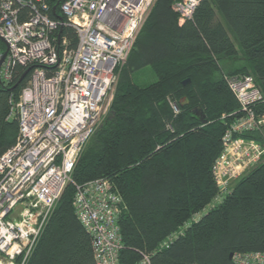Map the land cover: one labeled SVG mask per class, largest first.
Returning <instances> with one entry per match:
<instances>
[{"label": "trees", "instance_id": "1", "mask_svg": "<svg viewBox=\"0 0 264 264\" xmlns=\"http://www.w3.org/2000/svg\"><path fill=\"white\" fill-rule=\"evenodd\" d=\"M64 1L50 4L59 13ZM177 1L156 0L119 69L110 114L86 144L27 264H96L74 198L75 185L99 179H108L123 201L121 264H236L230 255L264 253V159L226 194L214 176L224 135L243 115L225 77L252 76L264 94V0H202L184 23ZM62 35L76 46L73 29ZM146 68L156 82L136 84L135 74ZM25 73L18 67L12 84L0 85V158L19 138L12 109L30 74L8 89ZM245 137L261 142L256 134Z\"/></svg>", "mask_w": 264, "mask_h": 264}, {"label": "built area", "instance_id": "2", "mask_svg": "<svg viewBox=\"0 0 264 264\" xmlns=\"http://www.w3.org/2000/svg\"><path fill=\"white\" fill-rule=\"evenodd\" d=\"M202 0H180L174 10L184 23ZM156 0H0V62L3 86L16 69L30 79L14 104L19 121L15 146L0 158V264H27L57 203L73 181L77 162L97 131L107 98L118 82ZM59 16L55 18L53 16ZM76 32L71 47L63 28ZM2 40V41H1ZM243 115L223 138L214 166L222 193L260 164L264 144L247 135L264 134V94L249 75L226 76ZM113 101V100H112ZM175 112H179L173 105ZM74 208L91 235L96 264H121L119 228L123 201L108 179L75 185ZM236 264H264V253L233 255ZM148 260L146 259V263Z\"/></svg>", "mask_w": 264, "mask_h": 264}, {"label": "rangeland", "instance_id": "3", "mask_svg": "<svg viewBox=\"0 0 264 264\" xmlns=\"http://www.w3.org/2000/svg\"><path fill=\"white\" fill-rule=\"evenodd\" d=\"M227 68H230V65H226ZM157 80V76L156 73L154 72V70H152L151 68H146L140 72H138L137 74H135L134 76V81L136 84L141 85V86H147L150 85L154 82H156ZM114 91H115V86L112 88L107 101L105 103L104 109H103V114L101 116V120L99 123L98 128L104 123V121L107 119V117L110 114V110H111V105H112V100H113V95H114ZM173 107V106H172ZM174 109V108H173ZM175 111V110H174ZM261 138V142L264 144V134H256V138ZM264 159V158H263ZM262 159V160H263ZM247 174V172L243 173L241 175V177L236 180L235 182H233L231 184L230 187H234V185L236 184V182H238L243 176H245ZM226 194V193H224ZM224 197V196H223ZM223 197L218 198L217 200H215L212 204V206H216L219 205L220 202L222 201ZM211 206V207H212ZM211 207H208L207 210H205V212H203L200 215L195 216L185 227L181 228V233L187 229L192 223L199 221L204 215H206L208 213V211L211 209ZM2 264H20L19 262H10L8 260H3Z\"/></svg>", "mask_w": 264, "mask_h": 264}, {"label": "water", "instance_id": "4", "mask_svg": "<svg viewBox=\"0 0 264 264\" xmlns=\"http://www.w3.org/2000/svg\"><path fill=\"white\" fill-rule=\"evenodd\" d=\"M1 41H2V40H1ZM2 42L4 43V41H2ZM8 53H9V49L7 48L5 54H4V56H3V58H2V60H1V62H0V70H1V66H2V64L4 63V61L6 60V58H7V56H8ZM29 73H30V70H27L26 73H25V75H24V77L21 79V81H20L18 84H16L14 87L8 89V91H13V90L17 89V88L20 86V83L24 80V78H25L26 76L29 75ZM190 83H191V80H187V81H185V82L183 83V85H184V86H188ZM0 85L3 86V83H2V81H1V78H0ZM187 103H188V100H187V99H184V100L181 102V105L184 106V105L187 104ZM194 112L198 113L199 116H200V115L203 116V115H202V112H198V109H195ZM220 190H221V187H220ZM230 259H231V260L233 259V255H230Z\"/></svg>", "mask_w": 264, "mask_h": 264}, {"label": "bare ground", "instance_id": "5", "mask_svg": "<svg viewBox=\"0 0 264 264\" xmlns=\"http://www.w3.org/2000/svg\"><path fill=\"white\" fill-rule=\"evenodd\" d=\"M82 225V224H81Z\"/></svg>", "mask_w": 264, "mask_h": 264}]
</instances>
